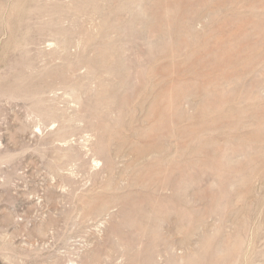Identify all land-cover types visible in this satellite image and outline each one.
Segmentation results:
<instances>
[{"label": "rangeland", "instance_id": "obj_1", "mask_svg": "<svg viewBox=\"0 0 264 264\" xmlns=\"http://www.w3.org/2000/svg\"><path fill=\"white\" fill-rule=\"evenodd\" d=\"M0 264H264V0H0Z\"/></svg>", "mask_w": 264, "mask_h": 264}, {"label": "bare ground", "instance_id": "obj_2", "mask_svg": "<svg viewBox=\"0 0 264 264\" xmlns=\"http://www.w3.org/2000/svg\"><path fill=\"white\" fill-rule=\"evenodd\" d=\"M252 112V111H251ZM257 115V114H256ZM261 115H263V114H261ZM261 115H259V117L261 116ZM258 116V115H257ZM254 117H255V115H254ZM256 118V117H255ZM257 119V118H256ZM248 136V135H247ZM250 137V136H249ZM97 163V162H96ZM181 257V256H180Z\"/></svg>", "mask_w": 264, "mask_h": 264}]
</instances>
